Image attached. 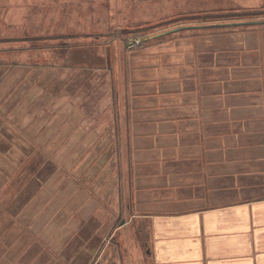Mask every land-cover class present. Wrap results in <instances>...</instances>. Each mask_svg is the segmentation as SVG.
<instances>
[{
    "label": "rangeland",
    "instance_id": "1",
    "mask_svg": "<svg viewBox=\"0 0 264 264\" xmlns=\"http://www.w3.org/2000/svg\"><path fill=\"white\" fill-rule=\"evenodd\" d=\"M249 11L264 14V0H0V49L12 50L0 52V124L21 127L24 138L35 135L43 143L22 147L11 137L12 146L1 145L7 157H0V193L7 186L14 200L19 188L33 191L23 217L29 233L45 237L32 249L44 251L37 262L153 264L150 220L137 217L150 206L142 201L135 207L132 149L125 145L121 162L116 142L115 111L119 115L131 98L125 74L133 56L156 42L180 40L210 24L244 26L253 21ZM181 26L194 27L154 38ZM228 26L218 30L264 31V23ZM71 37L98 46L86 49L99 57L57 48ZM30 40L45 48L27 49Z\"/></svg>",
    "mask_w": 264,
    "mask_h": 264
},
{
    "label": "crops",
    "instance_id": "2",
    "mask_svg": "<svg viewBox=\"0 0 264 264\" xmlns=\"http://www.w3.org/2000/svg\"><path fill=\"white\" fill-rule=\"evenodd\" d=\"M210 25L135 54L125 74L131 98L115 111L121 162L123 127L129 130L135 207L150 206L137 217L150 220L153 264H264V31ZM5 125L0 147L12 146L11 137L22 147L43 144ZM159 188L171 193L154 192ZM29 189H17L14 200L7 186L1 190L0 264L45 257L32 250L45 237L29 233L23 217ZM61 212L58 206L57 220Z\"/></svg>",
    "mask_w": 264,
    "mask_h": 264
},
{
    "label": "trees",
    "instance_id": "3",
    "mask_svg": "<svg viewBox=\"0 0 264 264\" xmlns=\"http://www.w3.org/2000/svg\"><path fill=\"white\" fill-rule=\"evenodd\" d=\"M247 13H250L251 15L248 16V19L249 20H264V14L262 12L260 13H256V12H253V11H249ZM186 24V23H185ZM242 24V23H241ZM218 26H221L219 24H217ZM233 25V24H231ZM246 25V24H245ZM249 25V24H248ZM226 26V25H224ZM194 27V26H193ZM192 27V28H193ZM81 37V36H79ZM78 37H71V38H68V39H71L70 41H66V42H60L59 43V47H57L58 49H61V47L63 46H67L66 49H72V48H82L81 50H78L81 52V55H86V53H88L89 55L92 54V53H89V51L86 49L87 46H94L96 49H98V46L94 45L92 42H88L87 40H81V38L77 39ZM27 39H30V38H27ZM87 39V38H86ZM67 40V39H66ZM22 42L23 40H19V42H16L18 46H21L22 47ZM145 41H143L142 43H140V45H143ZM16 43H14V45H16ZM28 45L27 49H38V48H42L43 47V44L40 43V42H37V40H30L29 42H24ZM9 44V43H8ZM2 48V47H0ZM45 48V47H43ZM11 50V48H7L5 47V49H0V52H3V51H9ZM12 51V50H11ZM93 55V54H92ZM95 56V55H93ZM95 57H99V56H95ZM72 60V59H71ZM73 62H76V63H79V66H84V65H80L82 62H85V60H82V59H79V58H76V59H73ZM74 67V66H73ZM85 67H91L92 68V64L91 65H86ZM126 133L125 135V143H126V146L128 147L129 143H130V137H129V130L128 128H126V131H124ZM116 135H117V132L115 131ZM118 134L120 135L121 137V131L118 132ZM118 138V136H117ZM116 138V139H117ZM118 148L121 146L120 144L117 145ZM117 148V149H118ZM128 149V148H127ZM128 162H129V172L131 173L132 170H131V156L130 154L128 155Z\"/></svg>",
    "mask_w": 264,
    "mask_h": 264
},
{
    "label": "water",
    "instance_id": "4",
    "mask_svg": "<svg viewBox=\"0 0 264 264\" xmlns=\"http://www.w3.org/2000/svg\"><path fill=\"white\" fill-rule=\"evenodd\" d=\"M242 23H244V24L264 23V20H253V21L242 22ZM237 24H239V23H237ZM219 25H231V24H219ZM192 27H193V26H190V27H188V26L177 27V28H174V29L168 30V31H166V32H164V33H161V34H159V35H155L154 38H155V37H158V36H162V35H167V34H169V33H172V32H175V31H179V30H182V29L192 28ZM124 223H125V222H123L122 224H124Z\"/></svg>",
    "mask_w": 264,
    "mask_h": 264
},
{
    "label": "bare ground",
    "instance_id": "5",
    "mask_svg": "<svg viewBox=\"0 0 264 264\" xmlns=\"http://www.w3.org/2000/svg\"><path fill=\"white\" fill-rule=\"evenodd\" d=\"M175 20V19H174Z\"/></svg>",
    "mask_w": 264,
    "mask_h": 264
}]
</instances>
